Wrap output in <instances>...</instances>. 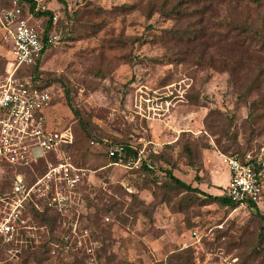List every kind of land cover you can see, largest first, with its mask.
<instances>
[{
	"label": "rangeland",
	"instance_id": "374dc122",
	"mask_svg": "<svg viewBox=\"0 0 264 264\" xmlns=\"http://www.w3.org/2000/svg\"><path fill=\"white\" fill-rule=\"evenodd\" d=\"M66 1L44 2L58 19L41 76L55 95L47 128L74 136L64 152L84 170L79 197L65 215L30 204L32 229L0 264H264V195L255 209L224 207L172 189L164 172L218 196L220 155L264 148V0ZM12 6L0 0V75ZM121 144L137 155L113 163ZM12 172L0 166V192Z\"/></svg>",
	"mask_w": 264,
	"mask_h": 264
},
{
	"label": "built area",
	"instance_id": "2783aa9c",
	"mask_svg": "<svg viewBox=\"0 0 264 264\" xmlns=\"http://www.w3.org/2000/svg\"><path fill=\"white\" fill-rule=\"evenodd\" d=\"M35 11H47V0H33ZM96 0H76L79 7ZM13 6L5 15L7 31L12 40V60L0 75V166L13 170L8 188L0 192V249L16 256L19 238L32 227L27 217L30 204L36 212L65 215L76 205L78 189L84 170L77 166L64 148L74 141L70 130H49L46 114L53 107L55 95L50 87L39 88L30 78L16 77L22 66L37 63L46 48L56 43L50 35L42 39L43 31L30 23L34 13L28 3L12 0ZM68 8V7H67ZM71 6L69 10L71 11ZM27 15V17L24 16ZM58 17L53 15V23ZM124 147L110 149V158L121 156ZM228 168L229 181L225 195L238 209H255L263 201L264 148L245 158L221 154ZM122 160V159H120ZM44 163L42 176L31 180L19 168ZM77 224L72 232L77 235ZM68 242L69 237L65 238Z\"/></svg>",
	"mask_w": 264,
	"mask_h": 264
},
{
	"label": "trees",
	"instance_id": "16d2710c",
	"mask_svg": "<svg viewBox=\"0 0 264 264\" xmlns=\"http://www.w3.org/2000/svg\"><path fill=\"white\" fill-rule=\"evenodd\" d=\"M20 3H28L31 6V12L34 13V17L36 19H46V25L44 26L43 31V36L42 39L44 41L47 40V38L52 35V30H53V12L50 10L47 11H35L36 8V3L33 0H19ZM60 4L64 5L65 7H67V1L66 0H58ZM98 0L94 1V2H90L89 4L95 3ZM67 12V9H66ZM259 36V35H257ZM264 44V38H263V42ZM51 49V47L46 48V50L43 52L41 58L37 61L36 64L31 65V66H22L18 72L16 77L18 79H25V78H30L39 88H46L49 87L48 86V82L45 81L43 79V77L41 76L42 73V64L43 61L45 59L46 54L48 53V51ZM252 49L250 47H246L245 50H243L244 54H250V55H258V52L256 51H252ZM7 70V67L3 70L2 73H5ZM68 105L70 106L73 114L75 116H77L79 113L77 110H75L73 108V106L70 104V97L69 95L66 96ZM55 102V100H54ZM53 102V106H55V103ZM122 147H124V154H126L127 156H136L137 153L132 150L128 145H123L121 144ZM223 154V153H222ZM246 155L244 156H239L240 158H245ZM113 160V163H118L119 160L121 158L119 157H115V158H111ZM151 162H145L142 166V170L145 171V173H147L148 175H154L156 173V168L155 166H153L152 164H149ZM32 168H36V172L33 170V172L31 171ZM46 171V168L44 166L43 162H40L38 164H33L31 167H25V168H19V172L21 173H25V175H27V177L31 180H35L36 176H42ZM175 168H171L170 170H164L165 172V177L168 179L170 186L172 189H178V190H182L188 194H195V195H203L205 201H209V202H218L220 203L222 206L224 207H231L234 208L235 205L231 202V200L225 195H219V196H213L210 194H206L205 192H203L202 190H200L199 188H195L192 186V184H188L185 181L181 180L180 178H178L175 174H174ZM263 190H264V184H263ZM51 213V212H49ZM44 217L47 216L43 215ZM6 252V250L4 248L0 249V252Z\"/></svg>",
	"mask_w": 264,
	"mask_h": 264
},
{
	"label": "crops",
	"instance_id": "0c3cea01",
	"mask_svg": "<svg viewBox=\"0 0 264 264\" xmlns=\"http://www.w3.org/2000/svg\"><path fill=\"white\" fill-rule=\"evenodd\" d=\"M210 172H211V180H212L213 183H214V181L216 180L215 177H214V175H215V170H211ZM214 184H215V183H214ZM227 184H228V183H227ZM226 186H227V185H225V188H226ZM211 190H212V191H218V192L221 194V192H220L219 190L215 189V188H212ZM220 194H217V195L219 196Z\"/></svg>",
	"mask_w": 264,
	"mask_h": 264
}]
</instances>
